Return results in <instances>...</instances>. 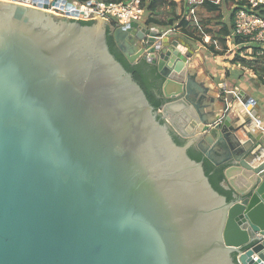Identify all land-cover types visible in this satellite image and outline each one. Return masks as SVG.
Wrapping results in <instances>:
<instances>
[{"label":"water","instance_id":"obj_1","mask_svg":"<svg viewBox=\"0 0 264 264\" xmlns=\"http://www.w3.org/2000/svg\"><path fill=\"white\" fill-rule=\"evenodd\" d=\"M40 1L0 0V264H264L254 97L235 89L247 117L205 111L185 40ZM108 26L129 62L156 65L165 99L192 105L184 143L166 102L155 108L111 52ZM191 146L224 165L230 198Z\"/></svg>","mask_w":264,"mask_h":264},{"label":"crops","instance_id":"obj_2","mask_svg":"<svg viewBox=\"0 0 264 264\" xmlns=\"http://www.w3.org/2000/svg\"><path fill=\"white\" fill-rule=\"evenodd\" d=\"M223 1L224 0L221 1L218 19L226 23H229L228 21L231 19L233 25V14L231 17V13L233 12L232 0H225L227 4L226 9L229 11L228 13L224 11L222 5ZM173 2L176 7L180 6V13L177 14H181L186 10V2L184 0ZM150 4L151 1L148 3L144 16L145 20L142 24L157 31L158 28H160L158 25L153 23L148 24L146 22L147 18L151 16L150 12H152ZM202 11H206L205 8H199L198 14ZM171 27L173 26L171 25L165 29L167 30ZM175 33V36L185 40L192 49L191 62L188 64L189 72L197 82L207 88V92L203 94L199 92L195 100H200L204 105L205 111H211L210 106H213L216 113L222 111V113H230L232 116L240 113L241 116L247 117V110L244 105L235 99V92L237 90H243L249 93L258 102V111L260 114V121L250 126L249 129L255 137H262L264 139V83L258 79L254 70L247 65H245L246 68H242L238 65V63L244 65L241 59L244 58L249 60L251 58L240 57L237 56L238 54L233 55L226 51L224 53L214 54L208 48V43L184 39L183 35H180V31L178 30L175 31ZM226 101L230 102V104L228 105V110L224 111L222 102ZM165 102L166 104L162 108V111L166 113L174 131L178 134L179 132L189 131L191 127L188 119L190 117L189 111L192 105L187 100L183 99V97L168 98L165 99Z\"/></svg>","mask_w":264,"mask_h":264},{"label":"built area","instance_id":"obj_3","mask_svg":"<svg viewBox=\"0 0 264 264\" xmlns=\"http://www.w3.org/2000/svg\"><path fill=\"white\" fill-rule=\"evenodd\" d=\"M150 0H87L78 2L75 0H47V10L61 16L74 19L104 18L108 23L124 25L129 21H138L140 16L146 14ZM178 1V0H172ZM186 10L181 15L187 20L198 21V10L205 0H184ZM219 2L221 0H211ZM36 5L40 0H30ZM72 3L69 5L67 3ZM233 25L231 33L226 37V52L241 57L253 58L255 55L264 54V0H232ZM178 25V20L175 23ZM178 27V26H176ZM177 29V28H174ZM173 30V28H172ZM170 28L163 31L169 32ZM236 37L238 38L236 40ZM210 35L204 34V42H209ZM211 41V40H210ZM215 45L217 42L213 40ZM242 68L245 65L239 64ZM227 105L230 102L226 101ZM256 259V256H254Z\"/></svg>","mask_w":264,"mask_h":264},{"label":"trees","instance_id":"obj_4","mask_svg":"<svg viewBox=\"0 0 264 264\" xmlns=\"http://www.w3.org/2000/svg\"><path fill=\"white\" fill-rule=\"evenodd\" d=\"M75 1L85 2L87 0H75ZM221 1L213 2L211 0H205L202 3V7L205 8V10L208 12H212V11L218 12L221 7ZM150 7H152L151 10H154L155 8L154 1H152V3L150 4ZM232 14L233 12L231 13V17ZM212 16L213 15L206 17L205 19L199 18L197 22H193L192 20H187L181 14H178L174 17V19L178 18V25L175 24L174 19H171L169 23H171L173 28H177L176 26L181 27V32L184 39L200 41L201 43H203L204 34L210 35L211 41L210 43H208V48L210 49V51L214 54L224 53L226 49V45H225L226 37L231 33V29H232V20L230 19V21H228L229 23H226L221 19H218L217 17L215 18L216 20L214 26H207V24L212 21V18L214 17ZM204 20H205V24L203 23ZM81 22L91 23V21H81ZM113 22L114 21L110 23V26L115 25V23ZM146 22L147 23L158 22V20L152 16H149ZM190 23L192 29H199V31L201 32L200 35H195L190 30L186 29V26ZM110 26H108L107 28V43L111 52L115 55L116 58H118L122 62V64L128 71L132 72L134 78L146 91L148 98L150 99L154 107L155 108L160 107L165 102V98L162 96V91H161L163 77L158 73L156 65L154 63L148 62L143 58H139L134 62H129L124 56L123 52L117 47V45H115L110 32ZM158 33L160 34V32ZM237 39L238 38L236 37V40ZM213 40L217 42L216 45L213 42ZM204 43L207 44V42ZM241 60L244 63V65H247L249 68L254 70L258 79L262 83H264V54L255 55L253 58L249 60L244 58ZM172 135L177 143L182 144L185 142V138L181 137L175 131L172 132ZM187 152L192 158L196 160H201V159L203 160L205 173L208 176L212 186L220 193L225 194L227 198H230L231 191L225 189L221 183L224 176L223 175L224 165H214L207 158L203 157L202 153L195 147L192 146L189 147Z\"/></svg>","mask_w":264,"mask_h":264},{"label":"rangeland","instance_id":"obj_5","mask_svg":"<svg viewBox=\"0 0 264 264\" xmlns=\"http://www.w3.org/2000/svg\"><path fill=\"white\" fill-rule=\"evenodd\" d=\"M150 1L152 3V1H154V0H150ZM154 4H155V8H154V10H152V12H150V14H151L152 17L156 18L158 20V22H150V23L158 25L160 28H158L157 31H160L162 33L164 30H166L165 28L171 26V23H169V21L171 19H174V17L176 15H178L177 13H180L181 9H180V6L176 7L172 0H155ZM222 5L224 7V11L228 13L229 11H227V9H226L227 8L226 7L227 4H226L225 0L222 2ZM218 14H219V11L218 12H216V11H212V12L202 11V12H199L198 19L199 18L200 19H205L206 17H209V16L213 15L214 17L212 16L213 17L212 21L209 22L207 24V26H214L215 25L214 23H215V20H216L215 18H217L219 16ZM144 16L142 15V16L139 17V19H138L139 23H141V24L144 23V20H145ZM177 20H178V18L174 19V22H176ZM203 23L205 24V20H204ZM172 28L173 27L170 28V33L175 35L176 34L175 31L178 30V31H180V35L182 34L180 26H178L177 29H173L172 30ZM186 29L190 30L195 35H200L201 34L199 29H192L191 28V23L186 26ZM209 42H210V40H209ZM209 42H207V43H209ZM235 99H237V98L235 97Z\"/></svg>","mask_w":264,"mask_h":264},{"label":"flooded vegetation","instance_id":"obj_6","mask_svg":"<svg viewBox=\"0 0 264 264\" xmlns=\"http://www.w3.org/2000/svg\"><path fill=\"white\" fill-rule=\"evenodd\" d=\"M111 35H112V33H111ZM112 38H113V36H112ZM113 41H114L115 45H117L116 42H115V40H114V38H113ZM117 47H118V46H117ZM118 48H119V47H118Z\"/></svg>","mask_w":264,"mask_h":264}]
</instances>
